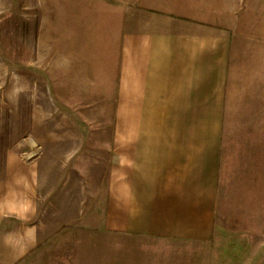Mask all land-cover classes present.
Here are the masks:
<instances>
[{"label": "crops", "instance_id": "1", "mask_svg": "<svg viewBox=\"0 0 264 264\" xmlns=\"http://www.w3.org/2000/svg\"><path fill=\"white\" fill-rule=\"evenodd\" d=\"M120 31L118 164L102 227L50 230L41 160L8 147L0 264H255L221 257L215 232L240 73L264 74V0L152 1L126 7Z\"/></svg>", "mask_w": 264, "mask_h": 264}, {"label": "rangeland", "instance_id": "2", "mask_svg": "<svg viewBox=\"0 0 264 264\" xmlns=\"http://www.w3.org/2000/svg\"><path fill=\"white\" fill-rule=\"evenodd\" d=\"M152 1L0 0V160L12 146L41 160L50 230L103 225L118 164L121 19ZM240 78L215 243L225 259L263 264L264 74Z\"/></svg>", "mask_w": 264, "mask_h": 264}]
</instances>
